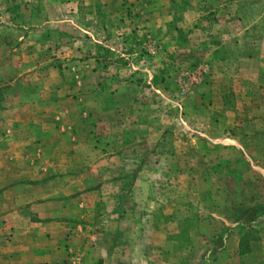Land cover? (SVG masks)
Listing matches in <instances>:
<instances>
[{
    "label": "rangeland",
    "instance_id": "rangeland-1",
    "mask_svg": "<svg viewBox=\"0 0 264 264\" xmlns=\"http://www.w3.org/2000/svg\"><path fill=\"white\" fill-rule=\"evenodd\" d=\"M0 264H264V0H0Z\"/></svg>",
    "mask_w": 264,
    "mask_h": 264
},
{
    "label": "crops",
    "instance_id": "crops-1",
    "mask_svg": "<svg viewBox=\"0 0 264 264\" xmlns=\"http://www.w3.org/2000/svg\"><path fill=\"white\" fill-rule=\"evenodd\" d=\"M233 247H234L233 249L237 250V248H238V238L236 239L235 244H234Z\"/></svg>",
    "mask_w": 264,
    "mask_h": 264
},
{
    "label": "trees",
    "instance_id": "trees-1",
    "mask_svg": "<svg viewBox=\"0 0 264 264\" xmlns=\"http://www.w3.org/2000/svg\"><path fill=\"white\" fill-rule=\"evenodd\" d=\"M240 241H241V240L239 239V240H238V247H239V243L241 244V242H240Z\"/></svg>",
    "mask_w": 264,
    "mask_h": 264
}]
</instances>
